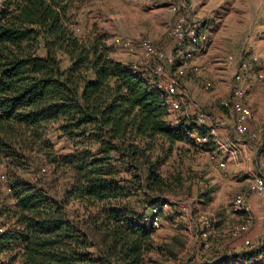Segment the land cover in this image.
<instances>
[{"label":"trees","instance_id":"obj_1","mask_svg":"<svg viewBox=\"0 0 264 264\" xmlns=\"http://www.w3.org/2000/svg\"><path fill=\"white\" fill-rule=\"evenodd\" d=\"M78 1L0 6V166L13 201L0 205V264H88L97 262L92 249L101 264H146L157 230L141 216L169 191L155 154L164 160L176 143L197 146L167 125L160 93L112 58L105 35H76ZM54 133L68 153L54 151ZM34 154L70 174L62 197L18 178ZM260 255L264 245L249 257Z\"/></svg>","mask_w":264,"mask_h":264},{"label":"rangeland","instance_id":"obj_2","mask_svg":"<svg viewBox=\"0 0 264 264\" xmlns=\"http://www.w3.org/2000/svg\"><path fill=\"white\" fill-rule=\"evenodd\" d=\"M2 1L0 0V6ZM173 2L183 4L181 14L190 20L203 21L211 27V38L203 51H198V45L182 46L181 51H190L192 59L186 63L181 80V105L193 112L204 109L211 120L215 121L217 129L226 131L229 144L222 148L215 144L199 147L176 143L168 159L157 158L158 154H155L159 174L169 181V191L164 193L163 199L174 204L163 212L165 214L169 211L173 216L167 217L169 213H166L162 226L153 234L154 250L145 257L146 264H227L228 259H234L233 262H248L258 256L249 257L252 251L244 246V241L248 240L252 246L260 242L264 245V218L258 224L251 217L246 224L241 215L231 210L220 213L223 208L221 206L231 209L234 198L247 193L249 179L241 170L240 164L233 163L229 158V153L233 151L231 145L237 144L228 124V121L232 124L234 120L231 114L221 110L219 103L223 99V92L226 94L230 91L233 76L240 71L239 64L244 62L248 66L242 73L241 83L246 94L245 102L250 107L248 101L253 96L252 102L258 108L254 112V108L250 107L255 116L251 128L264 127V0H81L75 3L71 12L75 22L72 30L82 38L94 32L105 35L112 58L123 61L122 64L132 70L133 64L143 62V40L150 41L162 51L175 49L169 36V29L174 26L177 18L171 12ZM115 40L129 41L131 49L114 45ZM228 57L233 58L232 64H228ZM177 65H182L181 61L176 63L174 70ZM194 66L200 69L198 73L193 71ZM228 69L230 75L226 79L213 78ZM251 74L258 83H254L253 92L249 93L245 87ZM219 80L223 83L231 80L229 86L222 84L224 91L221 90L220 97L217 93L220 90L217 84ZM205 86H208L207 90ZM212 96L217 97L208 103L207 98H213ZM212 103L225 115L224 120L215 118ZM222 122L227 127H220ZM49 141L58 155L71 150L70 144L56 133L49 137ZM259 143L257 148L264 149V137ZM249 145L252 147L253 143L250 142ZM252 151L255 156H259L254 147ZM251 163L253 167V159ZM17 176L21 181L42 188L57 198L63 196L70 182L67 170H55L38 154L31 156L27 169L19 171ZM130 201L133 202L132 199ZM4 202L11 204L13 201L10 198L8 174L0 166V205ZM214 202L224 203L214 207ZM182 208H185L184 212ZM69 210L73 217L79 219L84 213L77 203H73ZM204 219L213 223L211 231L204 227ZM236 227L241 230L239 235L242 238L219 237V232ZM246 234L249 238L243 236ZM205 243L209 247L204 249ZM92 252L93 260L101 264L98 252L95 249Z\"/></svg>","mask_w":264,"mask_h":264},{"label":"built area","instance_id":"obj_3","mask_svg":"<svg viewBox=\"0 0 264 264\" xmlns=\"http://www.w3.org/2000/svg\"><path fill=\"white\" fill-rule=\"evenodd\" d=\"M171 2L172 0H166ZM184 9L183 4L179 2H173L171 4V12L177 16L174 26L169 29V36L175 44V49L170 51H162L154 47V45L147 40L142 41L141 59L143 62L152 61V74L156 77L163 78L162 83H157L151 88L158 91L164 100V104L167 108V125L183 133L185 136L190 138L193 143L200 146L209 140L217 139V125L213 123L208 113L204 109H198L193 114L189 121V124H182L181 118L177 115V112L181 109V102L179 100L180 87L182 85V77L184 75V68L186 63L192 59L190 51H181L184 45H198V51L201 52L205 46L209 43L211 38V27L209 24L203 21L190 20L184 14H181V10ZM114 45L122 47L124 49H131V43L129 41L115 40ZM182 65H177L174 70L176 63L180 62ZM228 64L233 63V58H227ZM247 64L244 62L238 66V71L232 80V86L230 89V95L228 98L220 101V108L233 116V134L236 141L247 140L253 143L255 153L259 152L260 163L264 164V149L257 148V144L261 138L264 137V127L259 129H252L251 123L254 121V114L252 109L246 104V94L241 83L243 80L242 73L246 70ZM193 71L198 73L200 69L194 66ZM132 71L138 74L141 78L143 75L139 73V66L134 64ZM144 79V78H143ZM208 89V86H205ZM205 130L204 134L200 133V130ZM236 145H232L233 151L236 150ZM260 147V143H259ZM1 179H4L1 176ZM251 191L256 193L262 203H264V176L258 175L254 178L251 186ZM248 193H243L234 198L231 202V211L239 214L244 218L246 224L251 218V209L247 201ZM173 202H164L162 206H152L148 208L141 216V223L149 225L154 229L161 227V213L164 209L173 205ZM185 211V208H182ZM204 227L208 230L213 229V223L208 219H204ZM1 231V230H0ZM238 227L231 228L229 230L221 231L218 233L222 239H228L230 237H238L240 234ZM202 236L205 237V234ZM244 246L250 251H257L263 247V242L257 243L255 246L248 241H244ZM204 249L208 248V244H204ZM88 264H98L97 262H89ZM264 264V260L262 261Z\"/></svg>","mask_w":264,"mask_h":264},{"label":"crops","instance_id":"obj_4","mask_svg":"<svg viewBox=\"0 0 264 264\" xmlns=\"http://www.w3.org/2000/svg\"><path fill=\"white\" fill-rule=\"evenodd\" d=\"M172 50H173V48H172ZM163 51H166V50H163ZM116 61L119 62V63H122L123 62L121 60H116ZM138 66H139V73H141L143 75L144 80L151 87L153 85H156L157 83L159 84V83H162L163 82V78L156 77V76H154L152 74V66H153V62L152 61L139 62L138 63ZM229 75H230V72H229V69H228L227 71H224V72L221 71V72H219L218 73V76L217 75L216 76H213V78L214 79H226ZM221 81L222 80H219V83H217L218 84V89H220L219 92H217L219 97L221 95L220 94L221 93V90L224 91V87L222 86V84H224L225 82L223 83ZM230 81L229 80L226 81L225 84H227L229 86L230 85ZM254 83H258V82H256L254 80V75L251 74V75L248 76L247 81H246V87L245 88H246V91L247 92L248 91H249V93L253 92V87L255 86ZM222 95H223L222 96L223 99L224 98L226 99V97L227 98L229 97L230 91L226 92V94H224V92H223ZM249 96H250V94H249ZM216 97L217 96H214L213 98H207V99H209L208 100V103H209V101L215 100ZM251 97H252V99L250 100V102L248 101V103H249V105H250L251 108H254V112H255V111H257L258 108L256 107V104H254L252 102L253 96H251ZM179 100H181V97L180 96H179ZM247 100H248V96H247ZM181 104L183 105V103H181ZM182 105H181V109L177 112V115L181 118L182 124H184V125L185 124H189V121L191 119L189 117L190 116H193V114L195 112H193L191 109H188V108L183 107ZM212 111L213 112L215 111V115H214L215 118H218L219 120L221 118H223V120H224L225 115L222 112H219L218 109L215 108V106H214L213 103H212ZM218 119H216V120H218ZM254 120H255V116H254ZM212 121H214V120L212 119ZM224 122H222L221 123L222 125H219V126L222 127V128H224V126L227 127V125L225 124L227 122H225V123ZM213 123H215V121ZM228 124L230 125L229 128H230L231 136L234 138V142H235L236 139H235V136L233 134V122H232V124H230V122L228 121ZM220 130H221L220 128L217 129V139L215 141H216V145H219L218 147H222L223 148V146L225 144H229L228 143L229 138H228V135H227V133H226L225 130H221V131ZM222 142H225V143H222ZM236 142H237L236 147H235L236 150L229 153L230 156H231V157L229 156V158L231 159V161H233V163L240 164L241 170L244 171L245 176L248 177V179H249V185L247 186L246 192L248 193V199H247V201H248V203L250 205L251 217H252V219L255 220L256 223L261 224L263 222V218H264V203H262L263 201H261L260 197L256 193H254L253 191H251L250 189H251V186L253 184L254 178L256 176H258L259 174L262 175V176H264V164H261L260 163V157L259 156H255L256 154L253 153V151H252L253 146L251 147L249 145L250 142H248L247 140H243V141H240V142L239 141H236ZM246 142H247V144L245 145L244 143H246ZM232 145H231V150H232ZM252 159H253V163H254L253 167L251 166ZM220 203H224V202H214V207H217L218 204H220ZM221 207H223V208L220 209V213L230 212L229 210H231V209H229V207L227 208V206L225 207L224 205L221 206ZM165 210L166 209H164L162 211V213H161V223L164 221V215L166 213H169L170 214V215L168 214L167 217L173 216L171 214V212H169V211L164 214L163 212ZM243 236H247L248 237L249 235L246 234V235H243ZM238 238H242V236L239 235L235 239H238ZM243 238H245V237H243ZM239 243H240V241H239ZM232 247L237 248V246H235V245H232ZM263 259H264V256L263 255H260L257 259H251V260H248V262L247 261L246 262H242V261H237L236 260L238 263L235 262V261L234 262L232 261V263H227V264H258L259 261H262Z\"/></svg>","mask_w":264,"mask_h":264}]
</instances>
